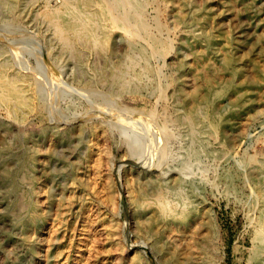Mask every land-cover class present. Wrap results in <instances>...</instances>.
I'll return each instance as SVG.
<instances>
[{"label":"rangeland","instance_id":"obj_1","mask_svg":"<svg viewBox=\"0 0 264 264\" xmlns=\"http://www.w3.org/2000/svg\"><path fill=\"white\" fill-rule=\"evenodd\" d=\"M61 4L0 0V264H264V0H109L97 37Z\"/></svg>","mask_w":264,"mask_h":264},{"label":"bare ground","instance_id":"obj_2","mask_svg":"<svg viewBox=\"0 0 264 264\" xmlns=\"http://www.w3.org/2000/svg\"><path fill=\"white\" fill-rule=\"evenodd\" d=\"M107 1H109V0H62V4L60 5V7H56V8H52V9H49V10H47L46 12H47V14L49 15V16H51V19L52 20H56L57 22H55V24H56V29L59 27L60 29L62 28V29H68V31H63L62 30V33L63 32H67V33H84V34H88V35H90V36H95V34H97L98 32H95L94 31V28H95V23H97V22H95L96 20H95V14L97 13V11H95V9H97V10H100V12H99V14H105V10H106V8H107V5H106V3H107ZM59 2H61V1H59ZM114 2V1H113ZM123 3H124V1H122ZM131 2V1H130ZM112 3V2H111ZM126 3V2H125ZM129 2H127L126 3V5L128 4ZM60 4V3H59ZM110 4V3H109ZM116 4V3H115ZM115 4L113 3V5L115 6ZM130 4V3H129ZM48 5V4H47ZM50 5V4H49ZM112 5V4H111ZM111 5H109L110 7H111ZM123 5V4H122ZM54 7L55 6H57V5H53ZM47 7V6H46ZM45 7V8H46ZM50 7V6H49ZM51 7H52V5H51ZM124 7V6H123ZM127 7V6H126ZM44 8V9H45ZM116 8H118V7H116ZM70 9H72L71 10V12H70ZM109 9H113V12H115L114 11V9H115V7L114 8H109ZM115 10H117V9H115ZM124 10V9H123ZM122 10V11H123ZM118 11V10H117ZM116 11V12H117ZM45 11H44V13H46ZM75 13V16L73 17L72 15H70L71 13ZM112 12V11H111ZM124 12V11H123ZM44 13H42L43 15H44ZM65 14H68V17H66L65 18ZM110 14V13H109ZM117 13H115L114 15H116ZM126 14V13H125ZM114 15H112V18H114V17H116V16H114ZM233 15H234V13H233ZM232 15V16H233ZM96 16H97V14H96ZM100 16V15H99ZM114 16V17H113ZM118 16H119V14H118ZM124 16V15H123ZM122 16V17H123ZM235 16V15H234ZM105 17V16H104ZM124 17H126V16H124ZM123 17V18H124ZM98 19V18H97ZM102 19V18H101ZM100 19V20H101ZM131 19V18H130ZM130 19H129V21H130ZM50 20V19H49ZM95 20V21H94ZM108 20V19H107ZM122 20V19H121ZM128 19H126L125 20V18H124V21H127ZM132 20V19H131ZM112 21H114L115 22V20L113 19ZM129 21H128V23H129ZM49 22H51V20L49 21ZM49 22H48V24H49ZM99 22V21H98ZM114 22H112V23H114ZM116 22H117V20H116ZM102 23V22H101ZM100 24V23H99ZM106 24V23H105ZM104 24V25H105ZM127 24V23H126ZM242 24V23H241ZM248 24H249V22H248ZM103 25V26H104ZM112 25V24H111ZM124 25H125V22H124ZM98 26H100V25H97V27ZM117 26V25H116ZM129 26V25H128ZM238 26V25H237ZM244 26H246V25H244ZM106 27H108V26H106ZM113 27H115V26H113ZM122 27H123V24H122ZM126 27V26H125ZM124 27V28H125ZM54 28V27H53ZM52 28V29H53ZM56 29H54V30H56ZM98 29V28H97ZM104 29V28H103ZM108 29V28H107ZM106 29V30H107ZM99 30V29H98ZM57 31H58V29H57ZM100 32V31H99ZM60 33H61V30H60ZM105 33V32H104ZM103 33V34H104ZM133 33V32H132ZM135 34H137L136 32H135ZM62 35V34H61ZM81 35V34H80ZM101 35V34H100ZM133 35V34H132ZM138 35V34H137ZM66 37H67V35H65ZM65 36H63V37H65ZM73 36V35H72ZM82 36V35H81ZM97 36H98V34H97ZM97 36H95V37H97ZM103 36V35H102ZM59 37H60V35H59ZM65 37V38H66ZM69 37V36H68ZM71 37V36H70ZM83 37H86L85 35L83 36ZM135 38H136V35L134 36ZM133 37V38H134ZM137 37H139V36H137ZM58 38V37H57ZM141 38V37H140ZM139 38V39H140ZM81 39V38H80ZM79 39V40H80ZM83 39V38H82ZM87 39V38H86ZM94 39V38H93ZM88 40V39H87ZM86 40V41H87ZM89 40H90V38H89ZM96 40V39H95ZM95 40H93V41H95ZM135 40V39H134ZM133 40V41H134ZM137 40V39H136ZM65 41H66V39H65ZM69 41V40H68ZM98 41V40H97ZM91 42V41H90ZM98 42H100V41H98ZM92 43V42H91ZM94 43V42H93ZM136 43V42H135ZM96 44H97V42H96ZM7 61V60H6ZM4 64V63H3ZM1 65V64H0ZM0 67H4V66H0ZM15 69V68H14ZM21 73V72H20ZM19 73H17V75H18ZM10 75H13L12 73L10 74ZM15 75V74H14ZM14 75L11 77V76H9V75H7V73L5 74V71H3V70H0V101H3V102H5V103H7V104H14V105H16V104H25V102H27V97H26V93H25V91H24V89H23V87H20V86H18V85H16V82H15V79L13 78L14 77ZM21 77H23V76H21ZM15 78H16V76H15ZM24 78V77H23ZM27 78V77H26ZM17 79V78H16ZM21 79V78H20ZM21 82V81H20ZM26 82V81H25ZM32 89H33V85H32ZM33 91V90H32ZM34 92V91H33ZM46 96V95H45ZM1 106V105H0ZM1 108V107H0ZM5 108V107H4ZM2 109V108H1ZM6 109V108H5ZM13 111V110H12ZM22 111H25V110H22ZM21 112V111H20ZM27 112V111H26ZM14 113V112H13ZM12 113V114H13ZM28 113V112H27ZM8 114H9V112H8ZM19 114V113H18ZM10 116V115H9ZM12 116V115H11ZM21 116V115H20ZM13 117V116H12ZM14 118V117H13ZM22 118V117H21ZM12 119V118H11ZM19 119V118H18ZM29 119V118H28ZM14 120H16V119H13V121ZM18 121V120H17ZM16 122V121H15ZM19 123H21V122H19ZM24 123H27V121L25 122V120H24ZM22 124H23V122H22ZM98 145V144H97ZM98 155V154H97ZM95 160V159H94ZM96 160H98V159H96ZM96 160H95V162H96ZM94 162V161H93ZM90 165H92V162H91V164ZM92 167L94 168V165H92ZM93 168H92V170H93ZM89 169H90V167H89ZM95 169V168H94ZM102 171V170H101ZM100 171V172H101ZM92 173H93V171H92ZM102 174V173H101ZM100 175V174H99ZM77 176V175H76ZM75 176V177H76ZM98 176V175H97ZM101 176V175H100ZM79 177V176H78ZM77 177V178H78ZM83 177V176H82ZM94 177V176H93ZM92 177V178H93ZM95 178H96V176H95ZM101 178V177H100ZM93 180H95L94 178H93ZM100 181H102V180H100ZM101 183H103V182H101ZM108 184V183H107ZM109 186V185H108ZM103 187V186H102ZM100 188H101V186H100ZM105 188V187H104ZM103 189V188H102ZM89 192V191H88ZM81 193H83V192H81ZM82 195V194H81ZM85 200V199H84ZM50 201V200H49ZM58 201V200H57ZM56 201V202H57ZM61 202V201H60ZM96 203V202H95ZM96 205V204H95ZM94 205V206H95ZM55 206H57V205H55ZM80 206V205H79ZM78 206V208H79V213H80V219H81V226H80V228H79V230H78V240H79V244L82 246H84L85 244L86 245H88L87 243H86V241H87V237L88 236H86V234H84L85 233V231L86 232H88V234H89V236H93L92 238H94V237H98L99 238V236H98V234H99V231L101 232V233H105V240H106V242H109V241H111V239L113 238H111L110 237V235H112L111 233H107V231L104 229V227H101L100 228V226L102 225V223L103 222H101V220L99 219V214L96 212V209H95V207L92 205V204H84V205H81L80 207ZM2 207V206H1ZM56 211V210H55ZM65 212V211H64ZM100 212V211H99ZM0 213H1V211H0ZM59 213H61L60 211H59ZM63 213V212H62ZM104 215V214H103ZM102 216V215H101ZM104 217V216H103ZM104 219V218H103ZM51 223V222H50ZM50 223H48V225L50 224ZM53 223V222H52ZM108 223V222H107ZM109 223H110V221H109ZM59 224V223H58ZM111 225V224H110ZM110 225H108L109 227H110ZM55 226V225H54ZM45 229H47V228H45ZM45 229H43V231L45 230ZM49 229V228H48ZM76 229H74V231H75ZM111 230H112V228H111ZM34 231V230H33ZM32 231V232H33ZM57 231V230H56ZM106 231V232H105ZM109 231V230H108ZM76 232V231H75ZM110 232V231H109ZM50 233H52L53 234V232H52V229H51V231H50ZM49 234V233H48ZM73 234L74 233H72V236H73ZM55 235V234H54ZM41 236V235H40ZM101 236V235H100ZM103 236V235H102ZM32 237V236H31ZM62 237V236H61ZM90 237V238H91ZM38 238V237H37ZM49 238H50V236H49ZM55 238V237H54ZM71 238V237H70ZM95 239H97V238H95ZM100 239V238H99ZM114 239V238H113ZM50 240V239H49ZM101 240V239H100ZM99 240V242H102L103 240H101L100 241ZM52 241H53V238H52ZM77 241V240H76ZM88 243H91V242H93V241H91V242H89V241H87ZM95 242H97V241H94V243ZM98 242V243H99ZM104 242V241H103ZM98 243H97V245H98ZM102 244V243H101ZM113 244V243H112ZM68 245H70V244H68ZM79 245V246H80ZM89 245H91V244H89ZM88 245V246H89ZM75 246V245H74ZM103 247V246H102ZM101 247V248H102ZM108 247V246H107ZM113 247H115V246H113ZM87 249V248H86ZM93 249H94V247H88V249H87V251L86 252H88V254H85V257L83 258V259H85L84 261H85V264H86V262H88L90 259H92L93 257H91L90 256V254H91V251H93ZM115 249V248H114ZM114 249H112V251H114ZM82 248L80 249H78V252L76 253V255H75V257L73 258V260L72 259H65L66 260V262H64L65 264H70V263H72V264H81V262H80V252L82 253ZM110 250V249H109ZM68 251V250H67ZM106 251V250H105ZM95 252L96 251H93V253L95 254ZM111 252V251H110ZM92 253V254H93ZM97 253V252H96ZM98 254V253H97ZM103 254V253H102ZM66 255V254H65ZM84 256V255H83ZM65 257V256H64ZM94 257H96V256H94ZM95 259V258H94ZM94 259H93V261H94ZM106 259V258H105ZM118 259V258H117ZM103 260V259H102ZM116 260V259H115ZM104 262V261H103ZM115 262V261H114ZM63 263V264H64ZM90 263V262H89ZM82 264H83V262H82ZM101 264V263H100Z\"/></svg>","mask_w":264,"mask_h":264}]
</instances>
